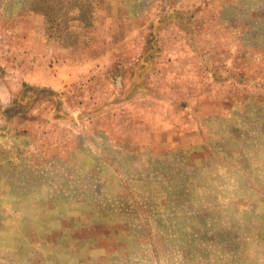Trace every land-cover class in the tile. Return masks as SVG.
Instances as JSON below:
<instances>
[{"label":"rangeland","instance_id":"1","mask_svg":"<svg viewBox=\"0 0 264 264\" xmlns=\"http://www.w3.org/2000/svg\"><path fill=\"white\" fill-rule=\"evenodd\" d=\"M0 264H264V0H0Z\"/></svg>","mask_w":264,"mask_h":264}]
</instances>
